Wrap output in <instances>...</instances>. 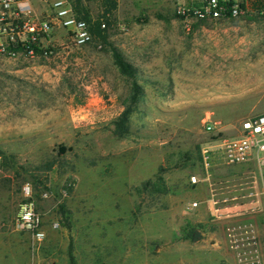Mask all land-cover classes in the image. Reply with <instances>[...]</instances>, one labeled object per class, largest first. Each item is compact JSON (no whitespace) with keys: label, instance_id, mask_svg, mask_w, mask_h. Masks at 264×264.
<instances>
[{"label":"rangeland","instance_id":"obj_1","mask_svg":"<svg viewBox=\"0 0 264 264\" xmlns=\"http://www.w3.org/2000/svg\"><path fill=\"white\" fill-rule=\"evenodd\" d=\"M179 3L121 0L107 15L108 44L78 46L57 26L49 56L0 54V264H264V224L252 223L254 245L242 239L247 220L264 216V206L243 207L252 191L264 203L255 163L233 169L215 157L207 171L203 153L264 113V15L189 30ZM112 46L144 88L122 136L115 121L132 79ZM158 175L166 190L144 189ZM26 186L43 241L17 226Z\"/></svg>","mask_w":264,"mask_h":264},{"label":"built area","instance_id":"obj_2","mask_svg":"<svg viewBox=\"0 0 264 264\" xmlns=\"http://www.w3.org/2000/svg\"><path fill=\"white\" fill-rule=\"evenodd\" d=\"M46 1L51 6V12L46 16H40L29 5L23 4L22 0H0V54L11 57L20 54L49 56L53 52L50 45L51 34L57 26L67 29L73 42L78 46L95 40L89 23L77 17L68 0ZM255 1L257 0H200L195 4L190 0V3H179L176 13L190 30L191 24L195 21L239 17L247 13L250 4ZM258 13L264 15V0L259 5ZM99 46L102 47L101 44ZM215 128L214 124L208 125L210 130ZM203 153L207 171L212 164L211 158L215 157L227 166L254 162L264 171V113L242 120L239 136L222 137L217 145L207 148ZM191 179L194 183L200 181L195 175ZM254 182L257 183L256 180ZM256 186L258 185L255 184ZM25 195L26 200L20 205L17 226L21 230L30 231L38 242L43 241L46 238V231L41 227V218L30 186L25 187ZM255 196L259 195L252 191L244 197L251 198L250 201H261L260 197L256 199ZM213 197L214 204L220 203V199L215 198L216 193H213ZM238 199L239 195H233L224 198L223 201L235 202ZM258 207L260 206L256 203L251 209L256 210ZM232 233L231 238L236 236L234 232ZM242 239L246 245L256 243V237L251 234L249 236L248 233L242 236Z\"/></svg>","mask_w":264,"mask_h":264},{"label":"trees","instance_id":"obj_3","mask_svg":"<svg viewBox=\"0 0 264 264\" xmlns=\"http://www.w3.org/2000/svg\"><path fill=\"white\" fill-rule=\"evenodd\" d=\"M261 1L262 0H257L253 4L258 8V5H260ZM175 15L178 18H181V16H178L176 12ZM77 17L85 19L89 23L90 30L94 36V39L101 40L107 44L109 43V35L107 33L106 26L107 24L110 25V20L107 14H103L101 16H98L97 18H93L90 15H77ZM103 24H105V27H103ZM112 51L115 64L119 67L120 71L123 74L127 75L132 79V93L129 99L127 100V106L115 121L116 133L122 136L130 132V116L133 112V104L137 102L139 96L144 92V88L137 79L138 68L129 59H127V57L124 55V53H122L121 50H119L115 46H112ZM66 150L67 148L64 145L60 146V153H64ZM49 167H51V164L49 165ZM162 183L163 177L161 175H158L157 180L155 182L147 181L143 184V187L144 189H149V187H151L152 191L160 192L166 190L164 186H161ZM190 236L194 238L195 231L192 232Z\"/></svg>","mask_w":264,"mask_h":264},{"label":"crops","instance_id":"obj_4","mask_svg":"<svg viewBox=\"0 0 264 264\" xmlns=\"http://www.w3.org/2000/svg\"><path fill=\"white\" fill-rule=\"evenodd\" d=\"M68 1H69V6L72 8L73 12L76 15H81V16L90 15L92 17L95 15L99 16L100 14H105V13L107 15H113L115 13V11L120 7V4H121V0H68ZM180 1L182 3H190V0H180ZM41 2H42V0H22V3L25 5H29L34 10L35 13H37L40 16H46L51 12V6H50V4H48L49 7H48V5L44 6L41 4ZM199 2H200V0H193V2H191V3L197 4ZM253 3L254 2H252L250 4L248 12L258 13L259 5L257 8ZM223 19H227V18H223ZM203 21H207V20H203ZM238 166L244 167L245 165H235V166H231L229 168L234 169ZM255 166L257 168V175H255V180L257 181V184L260 187L259 181H260V183L263 182L264 171L261 170L256 163H255ZM226 184L229 185L228 187L232 186L231 182H230V184H229V182ZM256 199H258V198H256ZM260 200H261V198H260ZM256 203L259 204L260 207L264 206V203L262 204L261 201L255 202L253 200L252 201L247 200L243 203V207H249L252 205L254 207L256 205ZM241 207H242V205H241ZM247 221L248 222L246 225V229L249 230L248 235L250 236V234H251L252 236H255L254 234H257V232H256V229L253 227L252 223L257 224L258 226H259V224H264V216L261 220L259 217L253 216L251 220L249 219Z\"/></svg>","mask_w":264,"mask_h":264},{"label":"water","instance_id":"obj_5","mask_svg":"<svg viewBox=\"0 0 264 264\" xmlns=\"http://www.w3.org/2000/svg\"><path fill=\"white\" fill-rule=\"evenodd\" d=\"M200 236H201V233L199 231H196L195 237H194L195 240H198L200 238Z\"/></svg>","mask_w":264,"mask_h":264}]
</instances>
